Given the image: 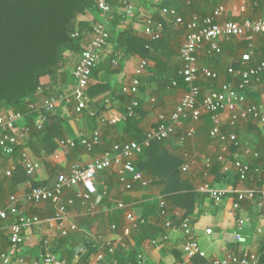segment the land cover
Listing matches in <instances>:
<instances>
[{
	"label": "crops",
	"instance_id": "crops-1",
	"mask_svg": "<svg viewBox=\"0 0 264 264\" xmlns=\"http://www.w3.org/2000/svg\"><path fill=\"white\" fill-rule=\"evenodd\" d=\"M123 1L116 0L112 6L114 20L108 25L110 42L101 53V62L95 68L86 91V109L79 115L75 111L76 103H72L60 105L52 114L45 110V115L43 111V116L48 121L54 118L62 120L66 139H57L54 147L42 145L37 138L29 139L24 148L33 157L40 159L43 165L34 178H27L25 175L21 160V151L24 148H20L22 150L13 157L0 159V207L5 206L11 196H22L29 192L33 186L32 181L52 187L59 175L68 174L75 164L86 166L113 145L141 141L149 131L158 127L161 115H171L180 105L188 87L185 83L180 84L176 73L179 75L183 67L181 49L188 34L187 28H176L171 18L162 19L159 10L164 6L155 5L153 0H132L135 9L132 16H127ZM165 2L168 8L177 10L187 21L195 16L208 17L219 7L227 9V13L219 19L220 23L264 19V0H163ZM243 7V12L233 11ZM99 21L101 17L97 6L93 14L79 17L78 24L85 29L83 32L79 28L76 31L84 36V48L93 39L94 28ZM157 22L164 23V32L162 39L152 46L154 60L145 59L136 53L130 54L131 48L125 46V43L123 46L119 45V38L125 41L126 36L152 43L153 40L145 31ZM253 45V56L256 60L264 59V36L257 37ZM221 48V55L212 53L209 46L198 52L199 67L213 70L219 76L214 81L200 77L198 85L203 94L220 92L227 84L238 88L242 83V77L229 74V69L239 67L235 69L239 71L242 68L240 61L250 51L249 43L237 38L225 39L221 41ZM81 53L82 51L77 54L67 53L71 68L67 64L59 78L52 80L44 77L41 80L44 94L41 93L30 106L33 103L42 104L50 97L72 94L75 89L73 71ZM142 61H147L148 67L141 76L142 86L137 97L140 106L135 110L134 116L128 118V107L132 98L123 93V88L135 78L137 67ZM246 95L249 105L264 104L263 86L248 87ZM34 115L33 127L36 128L38 121L37 115ZM229 117L230 115H226L222 119L221 132L225 136L237 135L239 145L228 146L226 152L222 151L224 144L211 135L216 125L209 113H204L198 122L191 119L185 121L174 136L167 140V149L181 159L180 176L173 183L168 184V180L158 173L141 171L140 165L145 167L151 160L147 152L137 157L134 163L136 169L150 182L148 187L135 183L133 191H124L119 183L118 168L98 174V194L93 200L97 212L88 214L77 200L70 209V214L72 217L73 214L76 216L73 222L78 231L72 232L67 240L60 236L55 210L51 204L30 205L21 202L22 213L38 217L42 224L26 229L19 245L18 256L28 261L40 262L50 252L60 260L77 264L78 258L81 262L88 255L85 247V241H88L93 244L102 242L116 245L113 257L119 264H197L195 260H186L185 236L180 227L182 220L176 219L174 215L177 213L182 219H190L195 239L210 259L226 257L229 254H256L258 242L264 238V197L256 195L253 200L245 199L241 202L237 195L239 191L251 190L260 193L264 190V126L254 119L240 121L232 126ZM113 119L118 120V123L109 124ZM21 126L30 129L27 127L26 116ZM193 128L195 136L190 137ZM97 131L102 134V144L99 146L101 152L90 153L92 150H87L80 144L78 147L81 148L76 149L64 150L59 147L60 141H79L82 137H92ZM221 157L226 162L225 166L220 160ZM238 161L248 165L254 174L258 171L257 177L255 175L248 181L239 179L235 169ZM189 163L194 164L187 172H183L182 168ZM225 167L228 171H225ZM11 169L15 170L12 177L8 178L5 173ZM10 180L14 182L11 186L8 184ZM171 183L177 189L171 188V192H168V185ZM204 185L224 191V203L216 204L210 196L199 193V188ZM75 194L76 190L70 191L67 199L74 198ZM161 200L167 203L169 218L176 219L174 229H167L159 218ZM119 203L126 204L128 212H132L135 220L140 223L138 230L124 238L125 246H117L119 238L123 237L124 228L129 226L126 212L117 209ZM235 203H240V209H234ZM186 204H190L189 209L184 207ZM240 219L245 220L243 227L238 225ZM154 242L159 245H153ZM9 247L8 232L2 231L0 251H6ZM95 255H90L89 259ZM113 257L108 256V262ZM195 259L199 264L208 262L201 258ZM202 261L205 262L201 263Z\"/></svg>",
	"mask_w": 264,
	"mask_h": 264
},
{
	"label": "built area",
	"instance_id": "built-area-1",
	"mask_svg": "<svg viewBox=\"0 0 264 264\" xmlns=\"http://www.w3.org/2000/svg\"><path fill=\"white\" fill-rule=\"evenodd\" d=\"M150 1V0H145ZM155 5H162L163 0H153ZM123 4L126 9L127 16L134 14V5L132 0H124ZM96 6L99 10L101 21L94 28V37L82 51L81 57L73 71L75 80V89L72 94L50 97L43 101L42 104L33 103L30 106L31 111L37 115L36 129L42 131L47 122L43 111H55L62 104L76 103L75 111L82 114L87 107L86 91L90 85L95 68L101 62V53L110 42V33L108 25L114 20L111 0H96ZM160 16L162 19L171 18L176 28L185 26L188 34L185 43L181 49L182 69L179 76L187 85L188 90L181 100L180 105L171 115H161L157 128L149 131L142 142L132 141L125 144H116L107 150L102 156L93 160L90 164L82 166L75 164L68 174H61L57 178L52 187H36L31 186L30 191L24 195L11 196L5 206L0 207V233L8 232L10 247L6 251H0V262L2 264H69L67 261L58 259L54 254L48 252L42 261H28L18 256L19 245L26 229L33 226H40L42 221L38 217L24 215L21 211V202L30 205H39L49 203L55 210V220L61 238H68L72 232L78 231L77 225L73 222L70 209L75 206L76 201H80L81 205L87 210L88 214L93 215L97 212V206L93 200L98 194L97 176L98 174L108 171L112 168H118V179L124 191L131 192L134 190L135 183H141L144 187H148L150 182L147 181L141 172L135 167V160L141 156L146 149L153 143H160L169 140L174 136L176 130L189 119L198 122L204 113L212 115L213 122L216 127L212 131V137L218 138L223 144V152H226L228 146H238L239 138L237 135L225 136L221 132V122L226 115H230V124L237 125L240 121L254 119L264 126V104L249 105L246 90L251 86L264 87V61L257 66H251L254 55L253 42L257 37L264 36V19L244 22H218L226 13L227 9L219 7L210 16L205 18L192 17L190 21H185L177 10L168 7L160 8ZM234 12L245 11L242 9H233ZM164 32V23L157 22L148 27L145 31L151 40H159ZM80 32L76 31L73 38H79ZM242 39L249 43L250 51L242 56L240 65L242 68L236 71L235 68L229 69V74L240 75L242 83L238 88L231 84L224 85L220 92H212L203 94L201 87L198 85L200 77L208 80H217L218 73L208 68L201 69L198 65V52L205 46H209L211 52L215 55L222 54L221 41L225 39ZM148 67L147 61H142L136 70L135 78L130 84L125 85L123 93L132 98L128 107V118L133 117L135 110L140 106L137 97L142 86L141 76ZM153 102H155L153 100ZM25 121V115L14 110L4 109L0 113V158L13 157L20 148L26 147V143L30 139V129L20 125ZM118 120L113 119L109 124H117ZM190 137L195 136V129H191ZM83 146L87 150H93L102 144V134L97 131L92 137H82L79 141L65 140L59 142L60 149H76L78 145ZM18 150V151H17ZM58 156H56V160ZM21 160L23 168L29 178H34L42 168V161L33 157L31 153L24 148L21 151ZM223 166L226 165L224 158H220ZM193 162V161H192ZM194 163H189L182 168L183 172H187ZM239 179L248 181L257 177L258 171L253 170L246 164L238 161L235 163ZM15 169H11L5 173L6 177H12ZM225 171L228 169L225 167ZM74 198H68L70 191H75ZM199 193L210 196L216 204L224 203L226 193L209 185L201 186ZM256 195L264 197V190L260 193L257 191H239L238 200H253ZM118 210L126 212V219L129 226L124 228L123 237L119 238L117 246H125L124 238L132 235V232L139 229L140 223L135 220L134 214L128 212V206L119 203ZM234 209H240V203H235ZM167 203L165 200L159 202V218L163 220V224L167 229H174L176 219H181V230L185 236L184 253L187 261H193L195 258L207 260L206 264H259L256 254L249 255H232L226 257H210L203 251L195 239L192 222L190 219H182L179 213L174 216L176 219L169 218ZM239 227L245 225V220H238ZM116 227H114L115 229ZM153 245L158 246V242ZM93 247H97L98 251L94 257L86 262H80L78 258L77 264H119L113 256L116 253V245L112 243H94ZM108 256L113 259L108 262ZM181 264V263H179Z\"/></svg>",
	"mask_w": 264,
	"mask_h": 264
},
{
	"label": "trees",
	"instance_id": "trees-1",
	"mask_svg": "<svg viewBox=\"0 0 264 264\" xmlns=\"http://www.w3.org/2000/svg\"><path fill=\"white\" fill-rule=\"evenodd\" d=\"M115 2L116 0H111V5L114 6ZM161 6L168 5L165 2ZM95 11L96 0H0V113L4 109H14L24 114L27 127H30V138H37L46 147H54L57 139H66L62 120L49 119L44 129L38 131L33 127L35 115L29 108L30 104L43 93L41 80L44 77H50L52 80L60 77L69 63L67 53L77 54L85 49L84 36L81 34L79 38H73V35L78 28L81 32L85 29L78 24L79 17L89 16ZM156 20L161 21L160 18ZM124 39L125 41H121L119 38L118 43L120 42L121 46L125 43V46L130 47V54L136 53L145 59L154 60L152 46L162 38L153 40L150 44L127 36ZM261 61L264 59L258 61L253 56L251 66H256ZM237 68L239 67H235L236 70ZM176 78L181 85H185L178 73ZM44 114L47 115V112ZM142 141L143 139L139 142ZM100 149L97 147L90 153L101 152ZM146 152L151 156V160L145 167L140 165L141 171L158 173L168 180V184L180 176L181 159L167 149V141L153 143ZM25 175L29 178L26 172ZM32 183L36 187L46 186L33 181ZM172 183L168 185V192H171V188L177 189ZM8 184H14L13 180L8 181ZM184 207L189 209L190 204ZM85 242L88 255L82 258L81 262L88 261L90 255L98 251L92 242ZM256 255L259 264H264V238L258 242ZM194 260L199 264L198 260ZM203 262L205 261L201 263Z\"/></svg>",
	"mask_w": 264,
	"mask_h": 264
},
{
	"label": "rangeland",
	"instance_id": "rangeland-1",
	"mask_svg": "<svg viewBox=\"0 0 264 264\" xmlns=\"http://www.w3.org/2000/svg\"><path fill=\"white\" fill-rule=\"evenodd\" d=\"M67 66H69V64H68ZM70 66H71V65H70ZM70 66H69V67H70ZM70 68H71V67H70ZM68 73H69V71H68ZM23 122H25V121H23ZM23 122H22V123H20V125H22V124H23ZM72 214H73V213H72ZM73 216L76 218V216H75L74 214H73ZM74 217H73V218H74ZM97 242H98V241H97Z\"/></svg>",
	"mask_w": 264,
	"mask_h": 264
}]
</instances>
